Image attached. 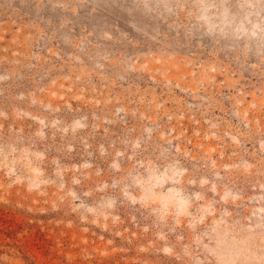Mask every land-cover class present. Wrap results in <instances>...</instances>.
I'll return each mask as SVG.
<instances>
[{"label": "rangeland", "instance_id": "374dc122", "mask_svg": "<svg viewBox=\"0 0 264 264\" xmlns=\"http://www.w3.org/2000/svg\"><path fill=\"white\" fill-rule=\"evenodd\" d=\"M176 161L160 222L124 192ZM223 260L264 264V0H0V264Z\"/></svg>", "mask_w": 264, "mask_h": 264}, {"label": "clouds", "instance_id": "9594fccd", "mask_svg": "<svg viewBox=\"0 0 264 264\" xmlns=\"http://www.w3.org/2000/svg\"><path fill=\"white\" fill-rule=\"evenodd\" d=\"M58 121L54 122L55 124ZM86 127L84 119H77L72 122V131H78ZM67 131V129H65ZM186 169L179 166V162L169 163L161 169L156 165H149L145 168L144 173H138L130 176V184L132 188L138 190V194L128 191L124 195L129 199L132 204H139L142 207L149 209L153 215L160 222H180L181 220H192L193 214V201L201 199L199 193L189 194L182 187V178L186 173ZM207 180H201V185H206ZM168 185H172L168 187ZM215 191V187H213ZM74 195V194H73ZM238 199V194L226 190L221 196V200L227 202L229 200ZM108 209L114 208V201L108 200L106 205ZM89 212H94L93 208H88ZM203 218H201L202 222ZM190 226H192L190 224ZM163 239V236H160ZM166 254L171 252L168 247L164 248Z\"/></svg>", "mask_w": 264, "mask_h": 264}, {"label": "bare ground", "instance_id": "6f19581e", "mask_svg": "<svg viewBox=\"0 0 264 264\" xmlns=\"http://www.w3.org/2000/svg\"><path fill=\"white\" fill-rule=\"evenodd\" d=\"M224 255H229V254H224ZM230 255H232V253H230ZM230 259H231V257H230ZM223 264H225V261L223 260Z\"/></svg>", "mask_w": 264, "mask_h": 264}]
</instances>
